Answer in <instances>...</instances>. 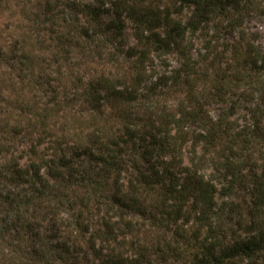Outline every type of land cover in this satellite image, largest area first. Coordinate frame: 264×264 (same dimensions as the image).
<instances>
[{
  "label": "trees",
  "instance_id": "16d2710c",
  "mask_svg": "<svg viewBox=\"0 0 264 264\" xmlns=\"http://www.w3.org/2000/svg\"><path fill=\"white\" fill-rule=\"evenodd\" d=\"M245 5L246 0H178L173 7L161 0H99L78 9L87 24L70 38L115 44L111 60L123 54L132 73L79 78L75 95L97 115L106 106L121 113L122 131L104 138L99 133L104 126L94 125L85 140L75 137L70 143L64 128L60 135L46 129L61 110L57 88L44 106L39 107L41 100L26 105L29 112L41 111L28 119L24 136L20 122L13 125L11 138L21 134L26 151L1 146L8 158L0 165V264H152L156 254L157 264L171 259L264 264V99L242 123L234 117V103L214 118L192 99L208 80L215 57L209 42L194 58L193 38L216 34L212 26L220 20L233 34L243 23ZM185 9H190L185 20L174 16ZM262 17L264 22V9ZM126 19L134 25L138 46L125 49ZM57 39L61 46L73 45L65 35ZM244 45L250 69L261 73L264 94V47ZM171 54L180 59L176 68L163 59ZM9 57L24 79H32L31 54L17 47ZM155 59L162 60L164 72L154 71ZM213 80L215 97L223 86H232L228 75ZM152 193L159 197L147 208L143 198ZM239 194L242 203L230 200ZM136 216L173 226L177 247L166 243L146 253L136 241L122 243L125 234L138 230ZM190 221L196 224L193 232L185 230ZM60 228L76 231L86 251L77 240L62 237Z\"/></svg>",
  "mask_w": 264,
  "mask_h": 264
},
{
  "label": "rangeland",
  "instance_id": "374dc122",
  "mask_svg": "<svg viewBox=\"0 0 264 264\" xmlns=\"http://www.w3.org/2000/svg\"><path fill=\"white\" fill-rule=\"evenodd\" d=\"M93 1L99 2V0H0V165L8 158V155L1 150L2 145L10 143L18 151H26L27 143L23 141L21 134L11 138L13 125L18 120L22 133L28 131V119H33V113L41 111L30 110L32 112H29L26 105L34 100H41L38 105L39 107L44 106V102L56 95V92H52L54 87L59 93L60 105L58 108L60 107L61 110L58 116L47 120L46 129L49 133L60 135L64 132L65 137L71 143L75 137L85 140L94 125L97 129L104 126L99 132L104 138L111 135L112 132L120 133L122 131V117H119L121 113L118 114L117 111L106 106L105 113L97 115L90 111L89 106L82 101L80 95H75V93L78 94L76 85L80 83L79 78L88 80L102 73L115 75L119 78L124 76L125 78L132 73L130 64L125 62L123 54L118 55V61L111 60L113 51L117 50L115 44L97 39L86 40L78 36L70 38L71 35L78 34L81 26L87 24L85 17L80 14L78 9H83L84 3L88 4ZM161 4L173 7L178 4V0H161ZM48 8H52V12L47 13ZM263 9L264 0H246L242 14L243 23L233 34L225 32L226 22L220 20L212 26L216 34L210 33L206 37L196 34L193 38L192 53L194 58L205 53V46L209 42L215 55L207 70L208 80L200 83L192 93V99L197 101L214 118L226 112L231 103H234L237 112L234 117L239 123H242L241 119L249 113L255 104L262 106L260 101L264 99V94L259 92V89L263 88L261 73L250 69L249 63L245 60L246 46L244 44H253L256 50L263 49ZM189 14L190 9H185L180 16H174L185 20ZM48 15H52V17L50 18ZM76 15L78 20H76ZM105 18L107 19V16H104ZM64 35L65 38L73 42V45L70 42L67 44L66 41V44L61 46L57 37ZM122 35L125 49L138 46L134 25L128 19H126V28ZM239 45L242 48L241 52L236 51V47ZM17 47L22 48L29 55L31 54L35 61V72L32 79H24L17 64L10 60V50L17 49ZM248 51H252V49ZM53 53L57 55L55 59L71 57V60L55 62ZM210 55L211 52L208 56ZM163 59L170 68L180 65V59L175 54L167 55ZM152 65L155 67V72L165 71L162 60L155 59ZM222 75H228L231 78L232 86H223L224 88L219 89L221 96L215 97L213 94L217 90L214 89L215 81L213 79L220 78ZM239 77H243L242 80H237ZM33 78L39 79L41 85L34 84L33 80L35 79ZM233 85H239V87ZM67 101H71V103ZM24 161L21 160V163ZM24 189L28 190L26 186ZM157 195L152 193L147 199L143 198L147 208H151L156 203L159 197ZM242 195L239 194L237 198H229L234 202L242 203L244 199ZM36 215L38 214L36 213ZM132 220L134 228L138 230L132 232L131 235L130 233L125 234V241L123 240L122 243H135L136 241L141 248L146 249V253L156 252L157 247L162 248L167 244L177 247V240L173 237V226L166 229L161 223L159 227V224L137 216L132 217ZM91 223L94 222L91 221ZM162 223H164L163 220ZM124 229L128 230L127 227ZM195 229L196 224L193 221H190L185 227L187 232H193ZM59 231L62 237H69L68 239L74 242L77 240L76 231L72 232L67 228H60ZM82 240L83 238H78L76 242L81 243L86 251ZM179 245L180 250L185 252V246ZM187 258L188 256H186ZM159 260L158 254L152 255V264H157ZM167 264H180V261L171 259Z\"/></svg>",
  "mask_w": 264,
  "mask_h": 264
}]
</instances>
